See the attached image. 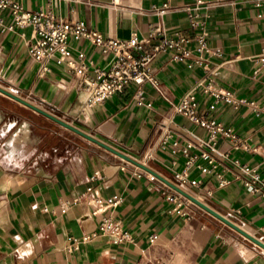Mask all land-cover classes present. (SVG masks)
Here are the masks:
<instances>
[{
  "label": "crops",
  "instance_id": "obj_1",
  "mask_svg": "<svg viewBox=\"0 0 264 264\" xmlns=\"http://www.w3.org/2000/svg\"><path fill=\"white\" fill-rule=\"evenodd\" d=\"M18 1L26 10L49 2ZM53 9L118 39L146 35L162 24L169 35L180 32L188 39L193 56L155 58L162 92L150 83H131L91 105L83 77L65 63L53 62L51 71L38 74L29 52L32 28L8 29L14 16L6 8L0 9V85L172 180L188 173L186 191L264 241V188L253 191L233 163L240 159L256 168L264 183V19L253 1L63 0ZM202 33L212 50L202 53L206 60L199 64ZM71 46L86 50L91 69L109 66L112 55L86 39H72ZM209 78L231 91L238 104L220 100L212 108L214 97L200 85ZM191 91L197 93L199 114L231 129L250 150L236 149L220 135L216 152L193 148L197 157L187 167V157L163 147L167 134L181 147L208 136V129L173 111V103ZM165 189L139 166L0 92V264H264L259 245L201 207L191 215L179 213ZM98 197L119 202L95 213ZM103 216L120 220L130 239L115 243L99 233ZM92 233L98 234L83 241Z\"/></svg>",
  "mask_w": 264,
  "mask_h": 264
},
{
  "label": "built area",
  "instance_id": "obj_2",
  "mask_svg": "<svg viewBox=\"0 0 264 264\" xmlns=\"http://www.w3.org/2000/svg\"><path fill=\"white\" fill-rule=\"evenodd\" d=\"M61 1L63 0H49L48 4L41 5L35 10H26L18 0H0V9L10 8L12 10L14 24L9 25L8 29H13L15 25L30 26L32 28V37L28 42L29 52L38 64V74L44 76L51 71L53 62L57 64L65 63L71 70L83 77V85L89 91V103L91 105L104 103L115 94L124 92L131 83L140 86L150 83L162 92L161 83L153 69L155 58L159 55H169L173 60L184 61L193 56V50L185 46L188 39L180 32H176L172 36L169 35L166 27L162 24L152 27L146 35L139 36L137 33H133L129 39L105 37L101 31L89 27L83 20H70L57 15L53 7H58ZM251 1L259 10L258 15L264 19V0ZM201 2L202 0H197V3ZM164 6L160 10L162 13L168 7L167 4ZM197 24L196 21L192 22V26H197ZM80 38L86 39L91 46L101 48L103 53L112 55L107 68L95 67L91 69V65L87 62L86 50L75 49L71 46L72 39ZM197 40L199 45L196 51L199 52L200 57L197 58L196 62L202 64L206 60L202 53L205 51L211 52L212 49L207 45L205 33L200 34ZM214 52L218 53L219 50ZM200 85L203 86L205 92L214 97L212 108L220 100L238 104V100L233 96V93L215 87L212 78H209L208 83H205V79L202 80ZM139 102L142 103L141 98ZM148 106L153 107L154 105L149 103ZM198 108L199 100L196 91L187 93L181 97L179 102L173 103L175 113L181 114L209 130L206 138L189 141L181 147L178 140H172V135L167 134L161 142L163 147H171L174 153L181 152L187 157V167L191 166L197 157V155L191 154L193 148L206 146L211 151L216 152L217 138L220 135L232 141L236 149L250 150V145L245 140L221 123L200 115ZM203 156L208 157V154L203 152ZM233 163L246 176V184L253 191L264 188V183H262L256 168L242 162L240 159H234ZM207 170V167L203 168V171ZM144 172L152 179L157 178L146 170ZM96 174L98 175V173ZM176 178L177 180L173 181L182 187L188 181V173H177ZM191 182L194 185L199 183L198 180H191ZM222 182V184H225L227 181L223 179ZM162 183L166 187L164 191L166 198L175 204V209L179 213L191 215L198 209L197 204L163 181ZM89 190H92V188L90 187ZM94 202L98 207L95 211L97 213L117 205L119 200L98 197L94 199ZM99 233L109 235L115 243L129 240L131 237L123 223L111 216L101 218ZM97 234H87L83 237V241H88ZM155 238L154 235L151 240L154 241ZM77 242L70 247H77ZM260 249L264 252V248L260 247Z\"/></svg>",
  "mask_w": 264,
  "mask_h": 264
},
{
  "label": "water",
  "instance_id": "obj_3",
  "mask_svg": "<svg viewBox=\"0 0 264 264\" xmlns=\"http://www.w3.org/2000/svg\"><path fill=\"white\" fill-rule=\"evenodd\" d=\"M0 92L5 94V95H7V96H9V97H11V98H13L14 100H16V101H18L20 103L30 107L31 109H33V110L45 115L46 117H48V118L52 119L53 121L61 124L62 126L74 131L75 133L79 134L80 136H82V137H84V138H86V139H88V140H90V141H92L94 143H97L98 145H100V146L104 147L105 149L111 151L112 153L118 155L122 159H124L126 161H129V162L139 166L140 168L152 173L158 179H160L161 181H163L164 183L169 185L171 188H173V189L177 190L178 192H180L182 195H184L185 197L190 199L192 202L197 204L199 207H201L202 209H204L205 211H207L211 215L215 216L219 220H221L227 226L231 227L232 229L236 230L237 232H239L240 234H242L243 236H245L246 238H248L249 240H251L255 244H257L260 247L264 248V241L262 239H260V238L256 237L255 235L249 233L244 228H242L237 222H235L234 220H232L231 218H229L225 214L221 213L220 211L216 210L215 208L210 206L205 201L199 199L197 196L189 193L184 188L180 187L177 183H175L173 180H171L170 178L166 177L162 173L158 172L157 170H155L154 168H152L148 164L139 161L138 159L132 157L131 155L125 153L124 151H122V150L114 147L113 145L101 140L100 138H98L94 134L85 131L84 129L74 125L73 123L69 122L68 120L63 119L59 115H57V114H55V113H53V112H51V111L39 106V105H36V104L32 103L31 101L21 97L20 95H17L15 93L9 91L8 89L4 88L1 85H0ZM221 234L222 235L224 234L225 236L228 235L227 233H225V231H223Z\"/></svg>",
  "mask_w": 264,
  "mask_h": 264
},
{
  "label": "rangeland",
  "instance_id": "obj_4",
  "mask_svg": "<svg viewBox=\"0 0 264 264\" xmlns=\"http://www.w3.org/2000/svg\"><path fill=\"white\" fill-rule=\"evenodd\" d=\"M243 237V236H242Z\"/></svg>",
  "mask_w": 264,
  "mask_h": 264
}]
</instances>
